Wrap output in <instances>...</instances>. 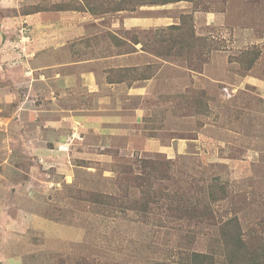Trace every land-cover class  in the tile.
<instances>
[{
	"label": "rangeland",
	"instance_id": "1",
	"mask_svg": "<svg viewBox=\"0 0 264 264\" xmlns=\"http://www.w3.org/2000/svg\"><path fill=\"white\" fill-rule=\"evenodd\" d=\"M39 1L0 0V264H184L181 261L192 251H218L217 264H223L221 230L206 217L177 222L168 215L145 218L132 210L114 216L107 210L99 212L91 203L92 191L141 197L140 189H123L117 180L119 165L136 155L172 159L171 176L187 190L198 181L206 189L227 188L229 197L216 202L215 212L236 215L246 230L264 236V0H207L209 11L194 13L192 21L200 38H192L183 52L172 41L154 40L157 28L167 34L165 25L127 33L146 34L156 42L149 49L161 55L154 70H166L149 74L157 75L152 85L172 82L174 73L191 76L190 87H179L183 79L177 78L175 105L172 99L163 100L178 109L173 134L162 130L160 108L150 118L158 132L147 131L150 110L145 122L124 116L123 121L117 120L128 135L144 134L140 145L146 144L145 152L166 151L162 144L143 141L145 136H158L164 144L173 135L192 139L185 144L173 142L170 150L175 155L170 157L132 150L122 144L124 135L116 136L118 143L107 148L113 151H102L97 135L81 130L79 117L74 123L71 120L77 112L61 110L82 95L73 100L60 96L52 80L35 70L36 58H49L47 51L59 43V36L52 33L57 31L54 22L45 28L40 19L28 22L21 13L24 6L34 9L45 3ZM50 1L68 8L75 4V0ZM51 2L46 0L48 9L57 5ZM173 4L160 7V12L143 6L133 15L166 14L173 16L169 21L179 23L183 12L192 10V3ZM63 12L67 13L64 20H72V15L73 23L83 20L71 10ZM168 34L165 37L170 39ZM171 47L172 53L164 57ZM258 52L260 57L248 70V56ZM190 58L195 65L199 62L195 67L200 70L187 64ZM172 70L171 76L164 73ZM189 95L206 101V112L185 115L191 110L184 100ZM163 98L159 102L143 94L137 104L160 107Z\"/></svg>",
	"mask_w": 264,
	"mask_h": 264
},
{
	"label": "crops",
	"instance_id": "2",
	"mask_svg": "<svg viewBox=\"0 0 264 264\" xmlns=\"http://www.w3.org/2000/svg\"><path fill=\"white\" fill-rule=\"evenodd\" d=\"M167 5L174 4H147L137 6V8L151 6L159 9ZM137 8L132 10L122 9L115 13L103 15L71 11V14H77V16H80L79 19H83L75 23H73L75 15H72V20H67V18L64 20L63 18L66 17L67 13L64 15L65 12L63 11L40 12L39 15L25 16L24 19L28 22L40 19V23H45V28L51 22H54L57 31L52 30V33L59 36L56 39L59 43L56 46L51 45L52 48L47 51L49 58L45 56L36 58L35 70L42 73V77L45 76L47 79L52 80L54 91L60 93V96L69 95L73 100L74 96L82 95L77 101L71 102L74 103L73 106L61 110H74L77 112L76 115L71 116L73 119L71 117L70 119L74 123V119L79 117V120H81L80 129L90 130L97 135L98 142L102 144L98 148L113 147L114 143H118V137L116 136L124 135L126 138L121 139L122 144L132 150L141 151V154L161 152L174 156V151L171 153L170 150L173 142L178 141L185 144L186 141L192 142V139L173 135L166 140L168 143L164 144L158 136H145L147 138L143 141L162 144L164 150H166L145 152L148 150L146 144L142 143L143 146L140 145L141 137L144 134L141 137L128 135L127 131L117 126L119 124L117 120L123 121L124 118H132L136 123L139 121V123L145 122L146 112L150 110V117L146 118L145 123L149 125L147 131L158 132V128L152 125L150 118L155 110L162 109L164 112L165 109L166 113L164 112L161 115L164 118V128L162 130L173 134L179 118H176L173 109L168 107L170 101L163 100H166L165 97H167L169 100L172 99L174 103V98L169 96L174 97V94L177 93V78L183 79V81L178 82L179 87H185L186 85L190 87L191 84L189 73H180L179 76L178 73H174L172 82H159L152 85L157 78L155 74L161 69L158 68L155 71L154 65L156 60L161 58L152 51L145 50L143 42L134 43L132 37L127 33L136 29H148L149 26L156 29L159 26L174 24L169 21L173 16L166 14H160L159 16L156 14V16L150 17L142 14L133 15ZM160 10L158 11L160 12ZM33 28H35V25ZM122 29L125 30L124 33L121 31ZM133 68L137 70L131 71ZM42 69L45 71L43 72ZM128 69L130 73L127 72ZM162 69L161 71L166 70V68ZM115 70H120V72ZM174 71H165L164 73H169L171 76V72ZM150 73L155 74L150 77ZM143 83H146L145 87ZM143 94H145L146 99L151 97L155 101H159V97H164L162 99L163 105L160 107H152L151 105L144 107L142 104H137V102L142 103ZM62 116H64L63 113L60 117ZM122 116L124 118H121ZM187 119L191 121L192 117H187ZM61 121H63V118L60 119V126L62 125ZM63 124L67 125L66 122H63ZM156 138L159 141H155ZM138 148H141V150Z\"/></svg>",
	"mask_w": 264,
	"mask_h": 264
},
{
	"label": "trees",
	"instance_id": "3",
	"mask_svg": "<svg viewBox=\"0 0 264 264\" xmlns=\"http://www.w3.org/2000/svg\"><path fill=\"white\" fill-rule=\"evenodd\" d=\"M43 1H45V3L42 4ZM47 1L51 2L50 0ZM180 1L192 3V10L190 12H183L179 23L164 27L166 28V33H170L168 34L170 39L165 37L167 34H160V29L157 28L154 40L156 38V42H161V40L162 42L167 40L168 42L172 41L173 45L176 44L178 49L181 46L178 51L183 52V50H186L187 46L190 47L192 38H200L195 34L192 21L194 19V13L198 11H209L210 5H208L209 1L207 0H75L72 3L75 4L69 8L61 4L63 2H51L52 4H57L52 9L47 8L48 5L46 4V0H40L39 4H42L41 6L35 5L37 7H34V9L30 8L31 6H24L21 9V13L23 16H28L40 12L71 10L103 15L115 13L122 9H136L137 6L146 4L165 5ZM202 3L205 4L204 7H202ZM174 31L176 33H174ZM180 35L182 38H180ZM130 36L132 40H134V43L143 42L144 48L147 51H152L149 49L156 43L155 41V43L151 42L146 34L144 36H139L137 34ZM188 39H190V42ZM172 51V47L168 51L166 50L168 53H164V57H169ZM249 52L250 51L247 53ZM154 54L161 56L158 53ZM182 56H185L184 53ZM259 57L260 52H258L255 57L248 56V70L251 69L253 62H256ZM187 64L192 68V66L195 67L199 62L195 65V60L190 58ZM195 69L197 71V69L200 70L201 67H195ZM134 70L137 69H131V71ZM115 71L120 72V70ZM127 72L130 73V70L128 69ZM184 96H186V94L181 95V98H184ZM169 97L174 98L175 101L177 95H174V97L170 95ZM184 100L189 109H191L188 113H185V115L202 114V112H206L208 109L206 101L203 102L201 99L194 96L190 97L189 95L188 99ZM178 103H181V99H179ZM194 108L197 109L195 110ZM172 109L173 112L178 115L177 107L175 108L174 106ZM164 112L166 113L165 109ZM164 112L161 110V115H163ZM162 128H164V126H162ZM50 147H52V145ZM109 150L113 151L107 148L102 149V151ZM117 151L114 152L117 153ZM126 160L127 161L119 165V175L117 176V180H119L118 183L123 189L124 187H128L126 190L130 188L129 186L140 189L141 197L128 198L127 196H123L122 198H118V195H105L100 192L92 191L90 192L91 197L89 200L94 206L99 208V212L103 209V211L107 210L109 214L117 216L119 214L128 213V210H132L137 212L138 215H141V217L147 218L148 216H154L155 218H159L160 215H168L169 218L177 222H194L200 218L206 217L208 222H212L210 224H218L221 230L218 240L222 242L221 246L224 251L225 257L222 259L223 264H264V236L262 233H253V230H246L241 219L236 215L231 216L229 212L226 215L225 213L220 214L214 210L216 202L229 197V190L227 188L221 187L219 191L214 190L212 187L206 189L204 185H198V181L194 187L187 190V188L182 186L179 180L171 176L170 170L172 169L173 161L169 158H161L158 156L143 158L136 155L134 159ZM166 180H171V182L167 185L165 182ZM215 180H217V177ZM79 192L81 193V191ZM79 197L83 199L80 195ZM247 234H249L248 237H246ZM217 252L192 251L187 259L181 262L184 264H217Z\"/></svg>",
	"mask_w": 264,
	"mask_h": 264
}]
</instances>
